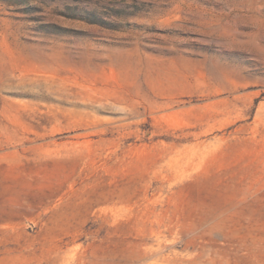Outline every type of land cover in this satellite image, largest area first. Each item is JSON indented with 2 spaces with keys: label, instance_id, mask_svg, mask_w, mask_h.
Segmentation results:
<instances>
[{
  "label": "rangeland",
  "instance_id": "rangeland-1",
  "mask_svg": "<svg viewBox=\"0 0 264 264\" xmlns=\"http://www.w3.org/2000/svg\"><path fill=\"white\" fill-rule=\"evenodd\" d=\"M0 264H264V0H0Z\"/></svg>",
  "mask_w": 264,
  "mask_h": 264
}]
</instances>
